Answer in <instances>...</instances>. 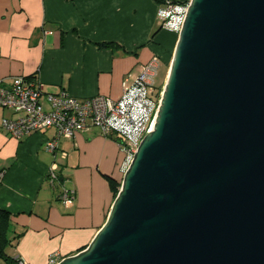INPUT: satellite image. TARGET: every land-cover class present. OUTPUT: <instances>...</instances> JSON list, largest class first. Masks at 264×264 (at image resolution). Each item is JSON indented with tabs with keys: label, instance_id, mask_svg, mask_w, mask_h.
Listing matches in <instances>:
<instances>
[{
	"label": "water",
	"instance_id": "95a60500",
	"mask_svg": "<svg viewBox=\"0 0 264 264\" xmlns=\"http://www.w3.org/2000/svg\"><path fill=\"white\" fill-rule=\"evenodd\" d=\"M59 264H264V0H191L154 130Z\"/></svg>",
	"mask_w": 264,
	"mask_h": 264
},
{
	"label": "crops",
	"instance_id": "0c3cea01",
	"mask_svg": "<svg viewBox=\"0 0 264 264\" xmlns=\"http://www.w3.org/2000/svg\"><path fill=\"white\" fill-rule=\"evenodd\" d=\"M162 7L157 0H0V82L24 77L42 82L45 93L117 99L153 56L166 82L179 34L164 27ZM42 103L48 110L45 98ZM17 117L0 108V210L12 222L6 253L49 264L54 254L65 259L82 252L104 226L115 201L111 182H121L126 154L116 136L96 129L62 140L50 153L46 145L56 131L17 140L2 128L4 119ZM55 163L73 193L66 202L49 184Z\"/></svg>",
	"mask_w": 264,
	"mask_h": 264
},
{
	"label": "built area",
	"instance_id": "2783aa9c",
	"mask_svg": "<svg viewBox=\"0 0 264 264\" xmlns=\"http://www.w3.org/2000/svg\"><path fill=\"white\" fill-rule=\"evenodd\" d=\"M189 4L165 1L159 11L164 27L179 34L185 22ZM161 60L158 56L141 66L136 81L114 99L99 95L91 99H78L69 92L45 93L42 82L15 77L6 85L0 82V108L12 110L18 117L4 119L3 130L9 136L21 140L30 134L54 129L55 138L46 145L50 153H57L62 140L73 139L76 134L96 129L101 136H116L124 149L128 169L134 154L147 134L154 130L164 86H156ZM45 98L49 109L44 108ZM65 157L66 154H63ZM58 164L48 174L49 184L58 190V198L66 202L73 193L61 183ZM63 258L50 256L49 264H59ZM19 264H28L22 259Z\"/></svg>",
	"mask_w": 264,
	"mask_h": 264
},
{
	"label": "trees",
	"instance_id": "16d2710c",
	"mask_svg": "<svg viewBox=\"0 0 264 264\" xmlns=\"http://www.w3.org/2000/svg\"><path fill=\"white\" fill-rule=\"evenodd\" d=\"M157 1L160 2L162 5H164L165 1L163 0H157ZM104 47H107V46H104ZM111 188H112V191L116 199L120 191L121 184L118 182L112 181ZM11 226H12V222H11L10 214L6 211L0 210V260L3 261V264H19L17 259L11 258L6 253L7 247L11 245V240L9 239Z\"/></svg>",
	"mask_w": 264,
	"mask_h": 264
},
{
	"label": "rangeland",
	"instance_id": "374dc122",
	"mask_svg": "<svg viewBox=\"0 0 264 264\" xmlns=\"http://www.w3.org/2000/svg\"><path fill=\"white\" fill-rule=\"evenodd\" d=\"M165 73H166V70L165 68L161 67L159 68L158 70V75H157V78H156V86L158 88H162V85L164 86L165 83L163 84L164 82V77H165ZM125 174V173H124ZM124 177V176H123ZM122 181H123V178L121 180V182H119L121 185H122Z\"/></svg>",
	"mask_w": 264,
	"mask_h": 264
}]
</instances>
